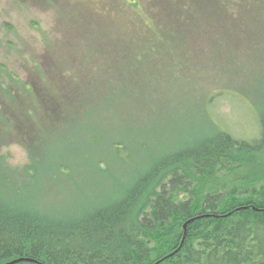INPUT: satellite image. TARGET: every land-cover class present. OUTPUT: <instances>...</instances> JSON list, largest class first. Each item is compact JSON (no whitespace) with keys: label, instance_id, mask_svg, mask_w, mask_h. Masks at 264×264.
I'll return each mask as SVG.
<instances>
[{"label":"rangeland","instance_id":"obj_1","mask_svg":"<svg viewBox=\"0 0 264 264\" xmlns=\"http://www.w3.org/2000/svg\"><path fill=\"white\" fill-rule=\"evenodd\" d=\"M256 3L232 18L212 0H0V170L22 184L27 171L37 182L44 167L63 169L50 198L84 205L110 186L98 166L127 175L112 162L116 138L163 149L211 124L258 138ZM138 156L123 151L129 164Z\"/></svg>","mask_w":264,"mask_h":264},{"label":"trees","instance_id":"obj_2","mask_svg":"<svg viewBox=\"0 0 264 264\" xmlns=\"http://www.w3.org/2000/svg\"><path fill=\"white\" fill-rule=\"evenodd\" d=\"M256 1L240 3L229 14H257ZM259 107L261 134L254 139L218 124L163 149L116 138L112 162L127 175L106 177L110 166H98L110 186L84 205L50 198L52 179L67 176L63 169L44 167L37 182L27 171L22 184L14 170H0V264H264V106ZM123 151L143 156L132 165Z\"/></svg>","mask_w":264,"mask_h":264},{"label":"water","instance_id":"obj_3","mask_svg":"<svg viewBox=\"0 0 264 264\" xmlns=\"http://www.w3.org/2000/svg\"><path fill=\"white\" fill-rule=\"evenodd\" d=\"M20 260H22V259L13 260V261H11V262H9V263H7V264H12V263H15V262L20 261Z\"/></svg>","mask_w":264,"mask_h":264}]
</instances>
